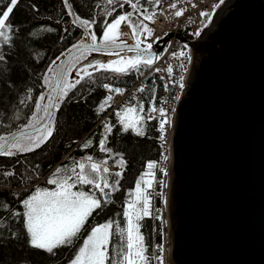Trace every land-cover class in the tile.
<instances>
[{
	"label": "water",
	"instance_id": "obj_1",
	"mask_svg": "<svg viewBox=\"0 0 264 264\" xmlns=\"http://www.w3.org/2000/svg\"><path fill=\"white\" fill-rule=\"evenodd\" d=\"M177 37L193 56L171 138L166 264H264V0H224L196 40Z\"/></svg>",
	"mask_w": 264,
	"mask_h": 264
},
{
	"label": "snow or ice",
	"instance_id": "obj_2",
	"mask_svg": "<svg viewBox=\"0 0 264 264\" xmlns=\"http://www.w3.org/2000/svg\"><path fill=\"white\" fill-rule=\"evenodd\" d=\"M4 0H0L3 4ZM20 0H9V3L0 9V48L10 45L13 42V37L18 29L11 22V15ZM64 6L67 9V14L74 17L72 23L78 28L83 29V37L71 48L67 49L69 59L67 63L61 60V56L53 59L47 70L42 76L41 88L43 91L38 96H33V89H27V95L24 100H20V104H25L31 101L34 104L32 117L28 123L20 129V135L11 133L9 136H0V156L16 157L21 153L34 152L46 144L53 137L55 131L56 113L60 111L62 104L68 98L69 93L76 88L81 81L87 77L92 78L93 71L103 70L112 72L118 75H128L136 71L143 75L141 68H152L156 60H159L163 53L153 52V43L161 39L155 37L152 43H148L149 37L154 36V28L150 27L145 21L155 22L157 15H164L163 0H106V4L111 7V10L106 12V16L111 17L116 11V6L123 8L125 4L129 5L131 11H126L115 15L109 22L104 20L102 34L99 38L95 31H92V26L96 24V19L91 20L81 18L72 9L69 0H63ZM145 3L151 5V8L145 7ZM180 0H172L168 5V9L174 10L171 15L181 17L184 15L185 9L178 7ZM224 0H218V3L213 5L212 12L201 11L200 16L206 17L209 21L212 15L215 14ZM35 9V5L32 6ZM192 7H196L192 4ZM134 17H137L134 19ZM207 27V25H205ZM41 31L51 32L54 29L42 28ZM67 31V29H65ZM201 30L198 29L196 36L200 35ZM133 36L135 43H129L126 37L129 34ZM31 35H34L32 33ZM167 35V33H165ZM63 39V37H61ZM187 45L184 49L177 52H172L173 57H186ZM92 52H104L116 59H109L106 62L95 60L89 62L81 68L82 75L72 81L68 80V76L73 68L81 60L87 59V54ZM74 53L78 55H74ZM126 53H134L135 55H126ZM6 57L0 55V61H4ZM184 68V65H180ZM159 72L161 69L156 68ZM167 72L171 74L173 67L169 65ZM183 76L180 77L179 87L182 89ZM9 86L12 85L9 83ZM103 87L109 92L97 107V114L104 112L107 107H111L113 93L123 94L125 89L113 87L109 84H104ZM167 90L168 85L166 84ZM137 91L143 92L142 85ZM179 99V97H175ZM155 97L150 105L148 112H157L161 117L159 129L161 132L160 139L165 138L166 125H171V119L167 115L168 110L163 106L156 107ZM174 112L175 110L172 109ZM125 114L122 115L121 113ZM145 113L143 103L132 105L130 107L121 108L116 112L118 122L123 126L122 130L135 132L138 136H143V126L146 120L156 119L152 115H136L134 118L129 117L126 113ZM41 113H43L41 115ZM18 118V117H17ZM34 121V122H33ZM114 125L110 121H105L103 124L102 138L99 140L100 150L112 154V150L106 146V141L112 133ZM25 129L30 131L25 132ZM93 141L89 139L82 148H90ZM116 161L117 165L124 163L123 156ZM84 159L90 163H85ZM82 160H71L70 164H65L57 167L48 179L47 183L54 185L53 189L37 187L26 198L20 201L23 211L12 210L11 218H18V222L23 224L24 233L28 246L38 250H42L48 254L55 255L56 250L62 247H73L81 238L82 244L76 248L74 257L68 264H152L155 259L158 264H164V245L163 243L156 245L159 250V255L153 257L149 254V248L145 243V238L141 232V221L145 217L152 216L151 209V192L149 189L153 187L155 173L151 170L156 167L157 162H149L146 171L136 181L135 188L129 191V200L125 201V206L121 215L123 216V224L115 219H110L102 224L91 226L90 217L98 210H101L104 205L111 203V195L113 192L119 191L120 179H116L112 183L109 182V175H114L117 178L122 177V172L110 173L108 167H101L100 164L91 162L93 157L87 156ZM163 159H167L166 156ZM19 162V161H18ZM107 163V160L103 162ZM37 168L39 165L36 166ZM164 174L167 175L165 170ZM15 171H5V177L14 176ZM151 176L152 179H146ZM163 183V181H161ZM144 185L142 187L141 185ZM79 185L80 189L84 185L90 186L93 191L76 190ZM107 190V191H106ZM99 192V197L97 196ZM17 195V194H14ZM166 202V201H165ZM0 207L8 209V204H0ZM157 219L163 221L162 215H157ZM3 218L0 217V222ZM163 236V227L160 229ZM85 233H87L85 235ZM13 238L18 236L15 231L11 232ZM118 241V242H117ZM111 245V250H110Z\"/></svg>",
	"mask_w": 264,
	"mask_h": 264
},
{
	"label": "trees",
	"instance_id": "obj_3",
	"mask_svg": "<svg viewBox=\"0 0 264 264\" xmlns=\"http://www.w3.org/2000/svg\"><path fill=\"white\" fill-rule=\"evenodd\" d=\"M69 2L73 11L81 18L96 19L97 23L91 30L96 32L98 38L102 34L105 19L110 22L115 15L131 11L127 4L123 8L116 6L113 16L108 17L106 12L111 10L112 6L107 5L106 0H69ZM144 2L145 0H142V3ZM7 3L9 0H4L3 4H0V9H3ZM145 7L151 8V5L145 3ZM73 19L74 17L67 14L63 0H20L14 9L11 22L18 32L14 34L12 44L0 48V55L6 57L4 61H0V136H7L28 123L32 117L34 104L31 101L20 104L19 101L25 99L29 88L34 90V97L43 91L41 78L50 62L71 48L83 36V29L74 25ZM42 28H51L54 31H41ZM32 33L34 35H31ZM80 70L81 68L73 73L70 72L68 80L79 78V75H82ZM146 70L141 68L143 73ZM89 71L93 72L92 78L85 77L69 93L60 111L56 113L55 131L46 144L34 152L21 153L16 157L0 156V204L7 203L9 206L7 210L0 207V217L3 218L0 222V264H67L68 255L76 245L73 248L62 247L56 250L54 256L31 248L28 246L23 224L18 222V218L10 217L13 209L23 211L20 201L30 195L35 188L55 187L47 181L57 167L70 164L71 160H82L87 156L93 157V160L102 162L107 160V163L117 165L116 161L120 157L115 154H121L124 163L117 166L121 167L122 177L117 178L114 175L108 177L110 183L120 179L119 191L113 192L112 202L104 205L89 219L94 221L93 225L99 223L100 219L104 223L115 219L123 224L124 218L121 213L125 201L131 198L129 191L144 173L148 163L157 162L161 157V134L155 119L146 120L143 126L144 135L138 136L131 130L123 131V126L116 116V112L121 108L140 103H143L145 113L126 114L132 118L136 115H147L149 101L156 93L155 89L158 91L161 86L158 76L155 73L147 74L143 92L128 93L116 106L107 107L104 112L97 114L98 105L109 95L103 87L104 84L126 91L141 74L136 71L128 75H118L103 70L89 69ZM105 121H110L114 125L106 141V146L112 150V154L102 152L99 146ZM89 139L93 141L92 146L87 149L82 148ZM84 162L89 163L86 159ZM5 171H15L16 174L5 177L3 175ZM78 187L80 186L77 185L73 191L78 190ZM83 189L93 191L88 185H84ZM97 196L99 197L98 191ZM158 201L160 206V198ZM145 223L147 228L142 226V232L150 253L153 241L162 243L160 234L155 233L160 227L157 226L155 229L156 223L151 217H145L141 221L142 225ZM91 226V224L88 226V231ZM12 231L18 233L16 238L12 237ZM82 240L83 238L77 242L76 247Z\"/></svg>",
	"mask_w": 264,
	"mask_h": 264
},
{
	"label": "built area",
	"instance_id": "obj_4",
	"mask_svg": "<svg viewBox=\"0 0 264 264\" xmlns=\"http://www.w3.org/2000/svg\"><path fill=\"white\" fill-rule=\"evenodd\" d=\"M172 2V0H163V8L165 9L164 15H157L155 22L151 23L149 21H145L148 23L150 27L154 28V36L149 37L147 42L152 43L155 37H162L165 33L172 32V36L166 41V43L156 52V53H163V56L156 60L153 64L152 68H149L148 71H155L154 69L159 68L161 69L159 72L155 71L158 76L161 78L162 84V92L161 95L156 99L155 98V105L156 107L163 106L168 110L167 115L171 119V125H166L165 131V138L162 140L164 149H163V157L166 156L167 159H163L160 165L164 167L169 166V154H170V147H171V138L173 133V123L176 115V111L178 108V103L181 98L183 88L179 87L180 77L183 76V84H185L187 69H188V60L186 57H173L171 55L172 52H179L180 50L184 49L185 46L177 44V38L174 34L181 32L185 33L186 36H189L191 39H195L197 36L195 35L198 29L201 30L200 34L203 31V18L200 16L201 11H208L209 13L212 12L213 5L218 3V0H180L178 7H183L185 9L184 15L181 17H175L171 15V12L174 10L168 9V5ZM192 4H195L196 7H192ZM157 41H155L156 43ZM153 43V44H155ZM188 56L190 55L189 49L187 46L186 49ZM181 64L184 65V68H181ZM171 65L173 67V72L169 74L167 72V67ZM142 79L143 76L137 79L130 88L121 94H113V105H116L122 98L129 92H136L142 86ZM168 85L167 90L165 89V85ZM179 97L176 99L175 97ZM153 103V99L151 100L150 105ZM149 105V107H150ZM172 109L175 111L173 112ZM149 115L155 116L158 122L161 117L157 112H151ZM166 162V163H165Z\"/></svg>",
	"mask_w": 264,
	"mask_h": 264
},
{
	"label": "rangeland",
	"instance_id": "obj_5",
	"mask_svg": "<svg viewBox=\"0 0 264 264\" xmlns=\"http://www.w3.org/2000/svg\"><path fill=\"white\" fill-rule=\"evenodd\" d=\"M126 55H132L131 53L129 54V53H126ZM109 59H116V57H114V56H111V55H107V54H105V55H102V56H100L98 59H96V60H100V61H107V60H109ZM74 77H77V75H73ZM89 162V161H88ZM91 162H95V163H97V164H100L101 165V167L103 168V167H108L109 168V170H110V172H117V171H119L120 172V167L119 166H117V165H112V164H109V163H106V164H104L102 161H97V160H92ZM90 163V162H89ZM114 166L118 169H116V170H114L113 168H114ZM161 170H163V166L162 165H158V167L156 168V169H152L151 171L152 172H154L155 173V178H154V180H153V187H152V189H149V191L151 192V209H152V216H150L151 218H152V221L154 222V223H156L155 224V229H156V227L157 226H159L160 227V229H161V227H163V236H161V232H160V230L158 231V230H155V233L156 234H160V236H161V240H162V243H163V245H164V253H163V257H164V264H166V246H165V237H166V234H165V229H164V226H163V221H161V220H159V219H157L156 218V216L157 215H162L163 214V183H161V181H163L164 182V171H161ZM164 170H165V168H164ZM146 171H149L147 168L144 170V173L146 172ZM159 173H161L160 174V177H158V174ZM146 179H152V177L151 176H149V177H146ZM142 187H144V185L142 184L141 185ZM135 188V185H134V187H133V189ZM78 189H80V187H78ZM80 190H83V191H85V189H80ZM160 198V206H158V204H159V201H158V199ZM102 223H104L103 222V220L102 219H100L99 220V223H97V224H102ZM90 224L92 225V226H95V225H93L94 224V221L92 222V221H90ZM96 224V225H97ZM144 228H147V226H146V223L144 224V225H142ZM142 227V228H143ZM142 228H141V232H142ZM143 233V232H142ZM82 242H83V240L81 241V243L80 244H82ZM118 242V241H117ZM158 244H161V243H159V242H156V241H153V244L151 245V252L149 253V254H151V256H153V257H155V256H157V255H159L160 253H159V250L156 248V245H158ZM76 246H77V244H76ZM72 247L73 249H72V251H71V253L68 255V257H69V259H68V261H67V264H68V262L74 257V255H75V251H76V248L77 247ZM74 250V251H73ZM152 264H158V262L155 260V259H153V261H152Z\"/></svg>",
	"mask_w": 264,
	"mask_h": 264
},
{
	"label": "bare ground",
	"instance_id": "obj_6",
	"mask_svg": "<svg viewBox=\"0 0 264 264\" xmlns=\"http://www.w3.org/2000/svg\"><path fill=\"white\" fill-rule=\"evenodd\" d=\"M167 176H168V173L167 175L165 176L164 178V182H163V199H164V204L166 203V189H167ZM165 208H166V204H165V207H163V226H164V229H165V234H166V212H165ZM165 246H166V262H167V240H166V237H165Z\"/></svg>",
	"mask_w": 264,
	"mask_h": 264
},
{
	"label": "flooded vegetation",
	"instance_id": "obj_7",
	"mask_svg": "<svg viewBox=\"0 0 264 264\" xmlns=\"http://www.w3.org/2000/svg\"><path fill=\"white\" fill-rule=\"evenodd\" d=\"M126 39L128 40V42L131 40V36L129 35L128 37H126ZM105 55V54H103ZM108 214V213H107Z\"/></svg>",
	"mask_w": 264,
	"mask_h": 264
}]
</instances>
